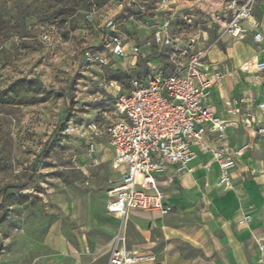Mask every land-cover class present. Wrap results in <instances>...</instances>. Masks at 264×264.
<instances>
[{
	"label": "rangeland",
	"instance_id": "obj_1",
	"mask_svg": "<svg viewBox=\"0 0 264 264\" xmlns=\"http://www.w3.org/2000/svg\"><path fill=\"white\" fill-rule=\"evenodd\" d=\"M227 1L0 0V264H36L43 237L54 224L75 237L64 211L69 189L88 193L97 205L110 198L119 178L110 163L86 166L85 146L60 135L69 120L101 126L122 120L97 84L114 80L125 88L154 66L168 74L180 59L170 62L172 49L153 44L152 26L170 16L174 40L205 36L207 48L217 30L209 16ZM253 14L264 28V0L255 1ZM108 18L116 20L127 46L139 45L140 53L110 60L100 69H81L77 61L83 51L102 50ZM242 41L224 38L208 60H216L213 66L228 83L248 88L254 99L264 98V79L248 80L230 58L228 49ZM238 53L243 59L250 55L241 45ZM97 143L100 154L110 148L106 136ZM118 218L125 230L128 217ZM259 261L264 264L263 257Z\"/></svg>",
	"mask_w": 264,
	"mask_h": 264
},
{
	"label": "built area",
	"instance_id": "obj_2",
	"mask_svg": "<svg viewBox=\"0 0 264 264\" xmlns=\"http://www.w3.org/2000/svg\"><path fill=\"white\" fill-rule=\"evenodd\" d=\"M256 0H228L209 16L210 24L217 27L215 40L207 47L205 36H193L183 41L170 35V16L152 26V41L160 48H171L170 62L177 65L166 75L154 66L145 77H134L127 87H119L114 80H101L97 86L122 117L121 121L101 126L93 121L77 124L69 120L60 128V135L83 144L86 152L82 162L98 167L100 144L106 136L113 157L112 170L120 173V181L109 194L107 211L124 218L131 210L169 212L164 190L158 180L171 183L181 175L194 172L192 163L200 156H208L210 165L218 168L217 185L222 192L232 189L231 173L238 158L249 148L237 150L227 145V138L237 130L252 138L264 139V102L244 97L226 100L221 119L212 104V88L222 78L215 62H206L209 50L224 38L243 40L248 35L260 46L258 54L246 60L241 70L260 82L264 79V30L253 14ZM165 3L166 0H163ZM264 17V16H263ZM117 22L108 18L103 23L100 37L101 51H83L77 64L81 69L103 68L110 60L136 57L141 48L127 46V37L117 29ZM179 56V57H177ZM171 168V171H169ZM244 214L239 223H247ZM117 242V241H116ZM114 242L108 264H140L148 256L117 247Z\"/></svg>",
	"mask_w": 264,
	"mask_h": 264
},
{
	"label": "crops",
	"instance_id": "obj_3",
	"mask_svg": "<svg viewBox=\"0 0 264 264\" xmlns=\"http://www.w3.org/2000/svg\"><path fill=\"white\" fill-rule=\"evenodd\" d=\"M240 45L250 51L248 58L243 59L238 53ZM256 48L261 47L248 35L228 49L234 67L253 82L255 78L240 68L258 54ZM259 56L264 58V53ZM215 61L207 58L206 62ZM247 90L228 83L227 75L223 76L211 91L216 115L229 118L223 112V104L232 98L264 102L261 95L254 99L253 92ZM227 145L234 150L249 146L231 173L230 191H221L217 185L218 168L210 165L204 169L210 159L200 155L192 163L191 175H181L171 183L158 180L169 212L131 210L125 230L119 226L120 219L107 211L110 198L97 205L88 193L69 189L64 211L75 237L67 235L62 224L52 225L43 237L36 264H108L114 239L118 240L117 247L146 254L148 258L140 264H262L259 258H264V249L260 250L264 247V139L237 130L228 136ZM112 157L109 148L100 154V165L106 160L109 165ZM115 172L119 176L116 186L120 173ZM246 213L250 220L239 223Z\"/></svg>",
	"mask_w": 264,
	"mask_h": 264
},
{
	"label": "bare ground",
	"instance_id": "obj_4",
	"mask_svg": "<svg viewBox=\"0 0 264 264\" xmlns=\"http://www.w3.org/2000/svg\"><path fill=\"white\" fill-rule=\"evenodd\" d=\"M213 49L210 50V52L212 51Z\"/></svg>",
	"mask_w": 264,
	"mask_h": 264
}]
</instances>
